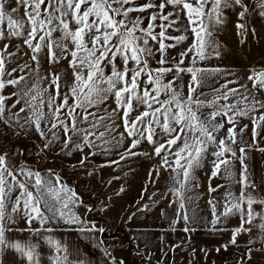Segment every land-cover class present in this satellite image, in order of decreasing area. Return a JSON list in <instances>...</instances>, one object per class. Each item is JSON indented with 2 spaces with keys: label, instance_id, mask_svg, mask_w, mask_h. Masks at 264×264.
<instances>
[{
  "label": "snow or ice",
  "instance_id": "snow-or-ice-1",
  "mask_svg": "<svg viewBox=\"0 0 264 264\" xmlns=\"http://www.w3.org/2000/svg\"><path fill=\"white\" fill-rule=\"evenodd\" d=\"M226 10H237L235 26L243 42L248 16L258 12L264 17V0H0V122L33 128L45 148L61 141V150L69 154L88 148L81 164L88 155L123 149L120 159L110 162L119 164L142 154L133 150L147 142L160 158L156 176L160 169L171 173L170 206L176 205L172 225L183 221L185 232L193 231L189 225L196 222V208L190 206L198 195H189L199 187L196 172L211 157L208 192L225 189L207 201L213 229L238 217L229 243L236 245L241 233H249V245L258 240L264 248V195L255 194L248 164L250 149L264 153L258 144L264 131V69L250 70L251 87L238 79L211 86L210 78L222 70L200 66L220 56L217 31ZM189 37L178 59L170 58L169 49ZM13 39L29 50L24 55L32 64L19 62L20 47ZM44 61H67V68L63 74L42 75ZM183 74L190 77L186 85L177 83ZM206 87L211 88L208 94ZM241 119L251 124L250 142L243 140L248 124L241 127ZM149 178L155 183L151 172ZM217 178L226 183L213 186ZM77 199L59 176L14 166L7 152L0 153V255L12 250L26 264H40L36 243L12 240L8 233L36 235L41 229L32 228L33 221L43 226L57 217L75 223ZM17 216L27 229L13 228ZM42 238L55 252L66 253L60 242ZM222 247L227 250L228 245ZM252 252L250 246L237 264H247ZM51 259L53 264H72L67 254Z\"/></svg>",
  "mask_w": 264,
  "mask_h": 264
},
{
  "label": "crops",
  "instance_id": "crops-1",
  "mask_svg": "<svg viewBox=\"0 0 264 264\" xmlns=\"http://www.w3.org/2000/svg\"><path fill=\"white\" fill-rule=\"evenodd\" d=\"M235 18L237 19V16H235ZM247 20H252L254 23L253 26L251 24H247L248 27H257V29L260 30V32L257 31L258 33L255 31L251 32L252 35H264V17H261L258 12H253L248 16ZM245 47L247 48V46ZM23 50H27V48H23ZM261 50L264 51V47H262ZM235 61L236 60L221 59V66H242V64L238 65L239 63L235 64ZM217 62L220 61L217 60ZM231 62H234V65H232ZM243 66L247 68V72H245V74H240L241 77H239V81L240 83H247L248 86L251 87V82L247 80V77L250 74L249 69H255V67L264 69V65L255 66L253 65V61L247 60V62L243 64ZM49 67H60L61 69H66L67 62H64L63 64L60 63V65L58 64L57 66L49 65ZM60 72L61 74H63L65 70H61ZM68 75H70V70L68 71ZM226 79H235V77L233 75L221 76L220 79H216V81L214 82V86L223 84ZM234 85L235 84L230 85V87H237ZM208 93L206 92V94ZM244 124H248V130L245 131L243 140L246 142H250L251 124L247 120L241 119L240 126L242 127ZM227 127H229V125L226 124L225 129L221 131V135L224 134ZM19 130L22 134L26 135V137H28L30 140H33L39 146L45 158L50 159L54 162H58L65 166L81 164L80 162L84 154L89 153L90 151L88 148H85L83 153L80 151H72L69 154L67 150H61L62 141L54 143L50 147L45 148V140H43L33 128ZM120 131H123V129L121 128ZM129 143L130 140L126 139L125 144L127 145ZM258 144L259 147H264V131L261 132V136L258 138ZM141 145L143 146V143ZM121 151H123V149L113 150V152L109 155H104L103 153H98L95 156L88 155V158L85 162L98 163L101 165L107 164L113 160H119L120 157L118 153ZM248 156L250 177L256 185L254 192L257 195H264V153L258 151L256 148H252L249 150ZM8 158L9 162L14 166H22L26 169L38 171L34 167V165L24 163L19 154H8ZM211 159L212 158L209 157L204 161V163H211ZM126 160L127 159L120 161V168H122L120 170H126L123 166V164L125 165L127 163ZM135 160H140L143 164H150L151 162V160L143 156L135 157L132 162H134ZM237 167H239L238 163ZM39 172H41L42 175L55 174L60 177L58 172L53 170ZM148 173L147 171L143 172L140 167L138 179H136V177L134 178L137 181L136 184H134V181L131 178H126L125 182L124 180L121 182L124 186L128 185L129 188H132V186L135 185L136 190L135 193H133L128 191V189H123L118 201H115L114 203L117 209L121 210V206L133 200H126V196H133L134 194V200L137 201L140 195H142L144 182ZM164 175H166V187L164 186V183H161L160 181L159 187L161 193L157 191L152 203L147 204L146 209L139 210L130 221L131 231L132 233H134L133 242L135 243V246L139 249V251L144 254V256H150V259H157L159 258L158 254L160 250L165 246L175 249L178 247H191L196 245L202 246L203 244H227L230 246V251L235 255L241 256L245 252V250L251 246L253 249L251 259H264V248L261 247V244L258 240L249 245L248 241L251 237V234L249 233H241L237 237L236 245H232L229 243L232 237V230L239 226L240 222L238 217L230 216L222 223L217 224L215 229H213L211 224V220L213 218L211 215L210 206L208 205L207 201L212 196H216L217 198H219L220 195L225 191V189L222 188L218 193L209 194L208 185L210 181L208 175L206 173H202L201 171L196 172V182H198L199 187L194 188L193 191L189 193V195L193 196L198 195V199L196 200V202L190 206L195 207L197 212L196 222L189 225V227L193 228V231H183L185 227L183 221H180L173 226L172 221L176 217V205L172 204L170 206V200L173 199L171 193L168 192V188L171 186V173L167 172ZM164 175H162V177H164ZM60 178L62 182L67 185L63 178ZM211 183L213 186H215L217 184L226 183V181L217 178L212 180ZM67 186L76 192V190H74L71 186ZM76 194L78 199L76 205L72 208V211L76 214V216L79 217V220L77 222H66L65 219L57 217L49 221L46 225L42 226L38 221H33L31 227L40 228L41 232L39 234L34 235L25 230L13 231L8 233V235L12 240H20L21 242L27 240L36 243L38 245L37 251L40 254V264H53V261L51 259L53 255L63 256L65 254H67L68 259L72 262V264H78V262L80 261H82L83 264H112L106 254L107 252L103 248L102 233L96 222L90 218V208L88 207V204L84 202L78 192H76ZM255 207L257 211L260 210V206ZM162 212L164 213V215H162ZM28 227L29 226L23 219H21L19 216L16 217V224L13 225L14 229H27ZM173 227L175 230H173ZM44 228L51 229V231H44ZM42 237H51L52 240L60 242L62 247L67 250L66 253L55 252L54 247L49 245L47 241ZM0 261H2V264H26V261H24L12 250H6L2 255H0Z\"/></svg>",
  "mask_w": 264,
  "mask_h": 264
},
{
  "label": "rangeland",
  "instance_id": "rangeland-1",
  "mask_svg": "<svg viewBox=\"0 0 264 264\" xmlns=\"http://www.w3.org/2000/svg\"><path fill=\"white\" fill-rule=\"evenodd\" d=\"M236 11L237 10H226L225 23L218 28L217 40L220 45L219 58L213 57L200 65L202 67L220 68L222 70L219 76L210 78L209 84L211 86H214L216 79H220L221 76L233 75L235 79L239 80V77H241L240 74H245V72H247V68L243 66L247 60L253 61V65L255 66L264 65V51L261 50V48L264 47V35H252L251 32H260V30H258L257 27H248L249 32L242 42V38L237 34V29L234 27L237 23V19L235 18ZM247 24L253 26L254 23L252 20H247ZM157 31H159V29H157ZM171 34L178 35L181 33L172 32ZM190 42L191 37L176 48L169 49L170 58L176 57L178 59L179 52L183 48H186ZM2 43L4 42H0V45H2ZM11 43L20 47L19 62L23 63L24 61H28L29 64L33 63L29 59V55H24V53H28L29 50H23V48L26 47L23 46L19 40L13 39ZM245 46H247V48ZM157 58L159 57L157 56ZM221 59L236 60L235 64L239 63L238 65L242 64V66L237 67L234 65V62H231L235 67H222ZM217 60L220 62H217ZM64 62L67 61H61V64ZM185 64L189 65L187 59L185 60ZM49 65L53 64H49L46 61L42 62L40 67L42 75H48L53 71L60 72L61 70H65V68L49 67ZM252 69L253 68L249 70ZM255 69L260 70L262 68L255 67ZM189 79L190 77L187 74H183L177 83L186 85ZM234 86L238 85L235 84ZM5 91L7 93L12 91V89L9 88ZM209 91H211L210 87L204 89L205 94ZM184 92H187L186 87L184 88ZM9 103H11V101H9ZM108 103L111 104L112 107H115L111 100H109ZM133 151L142 154L127 158V163L125 165L123 164L126 170H120L122 169L120 168L121 163H107L101 165L98 163L85 162L84 164L65 166L44 158L45 156L41 152V149L33 140H30L26 135L22 134L18 128L10 127L0 122V153L7 152V154H19L21 158L26 157V160L31 162L32 165L37 164L43 169L46 168L58 172L66 184L76 190L84 202L88 204L90 208V218L96 222L99 229L104 230L101 232L105 233L104 240L102 241L103 248L107 252L106 254L111 262L115 260V264H125L123 260L115 259L112 255V251L115 248L121 251L126 249L128 245H124L120 241V237L126 234L129 236L133 247V260L131 264H237V260L240 256L232 253L229 245L227 250H225L222 245L210 244L178 247L175 249L165 246L160 250L158 254L159 258L157 259H150V256H144V254L139 251L133 242L134 233L131 231L130 221L142 206L152 203L157 191L161 193L159 187L160 181L164 183L166 187V175L164 174L167 172L170 173V171L160 169L159 176H156L155 169L159 168L160 158L155 155L153 146L147 142H143V146L140 145ZM140 156L151 160L150 164H143L140 160L132 162L135 157ZM140 167L143 172L147 171V173H152L155 183L150 181L148 173L144 182L142 195H140L137 201L134 200V194L133 196H126V200H133L121 206V210L117 209L114 203L118 201L119 196L122 194L121 188L124 190L128 189V191L133 193H135L136 190L135 185L129 188L128 185L124 186L121 182L123 180L125 182L126 178H131L134 184H136L137 181L134 178L136 177V179H138ZM211 168V163H204V166L198 169L197 172L201 171L202 173H206L209 178ZM162 175H164V177H162ZM145 189H147V191H144ZM217 249H219V251H217ZM247 264H264V259H251Z\"/></svg>",
  "mask_w": 264,
  "mask_h": 264
},
{
  "label": "water",
  "instance_id": "water-1",
  "mask_svg": "<svg viewBox=\"0 0 264 264\" xmlns=\"http://www.w3.org/2000/svg\"><path fill=\"white\" fill-rule=\"evenodd\" d=\"M120 241L124 245H128V249L126 251H121L118 248H115L112 251V255L117 260H123L125 264H131L133 260V253H132V243L128 235L124 234L120 237Z\"/></svg>",
  "mask_w": 264,
  "mask_h": 264
},
{
  "label": "trees",
  "instance_id": "trees-1",
  "mask_svg": "<svg viewBox=\"0 0 264 264\" xmlns=\"http://www.w3.org/2000/svg\"><path fill=\"white\" fill-rule=\"evenodd\" d=\"M44 157V156H43ZM45 158V157H44ZM27 158L26 157H22V161L24 162V163H27V164H31V162H28L27 160H26ZM36 160H39L38 158H35ZM36 168H37V170L38 171H46V170H48V169H43V168H41L39 165H37V164H35L34 165ZM104 237H105V233H102V240H104Z\"/></svg>",
  "mask_w": 264,
  "mask_h": 264
},
{
  "label": "flooded vegetation",
  "instance_id": "flooded-vegetation-1",
  "mask_svg": "<svg viewBox=\"0 0 264 264\" xmlns=\"http://www.w3.org/2000/svg\"><path fill=\"white\" fill-rule=\"evenodd\" d=\"M128 249V246H126V249H124L123 251H126Z\"/></svg>",
  "mask_w": 264,
  "mask_h": 264
}]
</instances>
